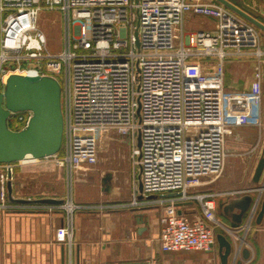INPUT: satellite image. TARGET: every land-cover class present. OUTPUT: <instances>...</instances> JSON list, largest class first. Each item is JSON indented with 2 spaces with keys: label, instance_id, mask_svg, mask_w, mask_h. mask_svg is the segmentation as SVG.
<instances>
[{
  "label": "built area",
  "instance_id": "obj_1",
  "mask_svg": "<svg viewBox=\"0 0 264 264\" xmlns=\"http://www.w3.org/2000/svg\"><path fill=\"white\" fill-rule=\"evenodd\" d=\"M62 17V46L48 47L40 25L43 12ZM187 13L215 19L214 29L186 34ZM260 29L218 1L200 0H0V90L11 73L50 74L60 80L65 118L59 152L43 161L65 172L68 185L59 202L9 201L4 169L0 209L63 210L62 227L72 257L77 215L112 208L161 207L160 243L165 251L213 249L217 228L247 234L258 205L243 226L228 227L217 215L221 197L252 188L212 187L225 166L226 136L247 113L228 114L222 75L212 76L202 60L264 58ZM260 114V113H258ZM30 111L14 112L13 128L26 125ZM261 124V117L256 121ZM103 131L127 135L137 169L129 200L77 202L73 187L80 170L98 162ZM140 139V140H139ZM11 173V175H9ZM197 205L185 210L186 205Z\"/></svg>",
  "mask_w": 264,
  "mask_h": 264
},
{
  "label": "crops",
  "instance_id": "obj_2",
  "mask_svg": "<svg viewBox=\"0 0 264 264\" xmlns=\"http://www.w3.org/2000/svg\"><path fill=\"white\" fill-rule=\"evenodd\" d=\"M243 8L264 22V11L259 15ZM214 27L215 19L211 17L187 13L184 19L186 34ZM260 30L263 32L264 47V31ZM202 62L210 75H222L228 102L232 101L235 108L231 112L229 110L228 114L233 116L235 113L244 112L250 120L243 125H233L232 134L228 133L226 139H229L227 143L231 150L249 160L252 184L218 187L215 183L212 187L225 190L263 185L264 173L259 181L254 180V173L264 147V58L258 61L254 56L228 57L219 65L215 57H208ZM259 117L261 124L252 122ZM5 174L6 171L0 169V198ZM103 177L104 175L101 178L100 191L94 184L76 182L73 187L75 201L115 202L130 199L125 197L116 200L109 195L103 197L102 192L111 193V190L103 189ZM9 180L12 181V194L15 198L31 197L36 201L55 203L62 200L68 189L64 171L52 165H39L31 160L15 161L12 178ZM9 180L5 184L6 199L15 201L9 195ZM249 193L254 199L259 195L258 189ZM263 197L264 191L260 197L258 212ZM44 198H53L56 201L41 200ZM231 198L224 196L218 200L217 215L228 227L243 226L247 222L250 209L241 223H235L231 215L224 212V206ZM196 206L188 203L185 210L198 208ZM234 211L239 209L235 208ZM160 213L161 207L159 209L148 206L81 211L77 215V232L70 257L62 231L65 223L63 210L0 209V264H221L218 240L213 249L208 251L163 250L159 238ZM257 216L258 213L247 234L243 229L235 235L228 229L217 228V233L223 232L233 243L230 264H235L238 259H242L241 264H264V217L261 222H257ZM244 247L250 250L247 258L242 255Z\"/></svg>",
  "mask_w": 264,
  "mask_h": 264
},
{
  "label": "water",
  "instance_id": "obj_3",
  "mask_svg": "<svg viewBox=\"0 0 264 264\" xmlns=\"http://www.w3.org/2000/svg\"><path fill=\"white\" fill-rule=\"evenodd\" d=\"M232 9L258 28L264 31V22L245 10L232 0H217ZM30 111L31 115L22 128L15 129L10 120L14 112ZM65 118L62 106V86L60 80L50 74L11 73L0 90V162L11 163L25 160L28 156L43 158L59 152L64 141ZM140 140V139H139ZM264 173L263 155L258 161L254 180L259 181ZM11 175V173H9ZM112 172H107L102 179V187L106 191L112 188ZM258 189L259 195L254 199L251 193L232 197L224 206V212L231 215L235 223H241L245 213L257 206L264 191V183L251 187ZM9 195L12 200L25 201L15 198L12 194V181L8 182ZM43 201H56L44 198ZM238 208L239 211H234ZM264 217V197L261 201L257 222ZM221 264H230V255L234 249L232 241L223 232L217 233ZM244 258L250 256V250L243 248ZM238 259L235 264H241Z\"/></svg>",
  "mask_w": 264,
  "mask_h": 264
},
{
  "label": "rangeland",
  "instance_id": "obj_4",
  "mask_svg": "<svg viewBox=\"0 0 264 264\" xmlns=\"http://www.w3.org/2000/svg\"><path fill=\"white\" fill-rule=\"evenodd\" d=\"M200 1H216V0H200ZM241 6L247 8L255 14H261L264 11V0H233ZM40 25L48 35V47L52 51H58L62 46V17L61 13L56 10H47L42 13ZM260 42L262 44V31L260 30ZM263 45V44H262ZM232 101L229 103L230 112L235 109ZM234 112H232L233 114ZM231 132V131H230ZM229 132V133H230ZM232 132L228 135H231ZM227 137V136H226ZM229 139H226V157L225 166L222 175L214 181L218 187L242 185L245 183L252 184L249 160L244 156L236 154L228 145ZM132 144L129 137L119 135L112 131H103L99 138L98 162L80 170L76 175V182L94 184L99 191L101 189V178L106 172H112V189L111 193L102 192L103 197L109 195L112 199H121L131 197L133 191V176L137 173L136 167L131 159ZM246 161V162H245ZM38 164L45 165L43 161ZM88 189L86 186L84 187ZM108 197V198H109ZM117 200V199H116Z\"/></svg>",
  "mask_w": 264,
  "mask_h": 264
},
{
  "label": "trees",
  "instance_id": "obj_5",
  "mask_svg": "<svg viewBox=\"0 0 264 264\" xmlns=\"http://www.w3.org/2000/svg\"><path fill=\"white\" fill-rule=\"evenodd\" d=\"M233 1V0H232ZM234 2V1H233ZM236 3V2H235ZM10 124L13 126V122L12 121H10Z\"/></svg>",
  "mask_w": 264,
  "mask_h": 264
}]
</instances>
